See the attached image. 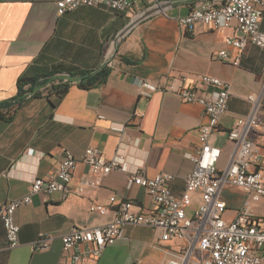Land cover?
I'll return each mask as SVG.
<instances>
[{
    "label": "crops",
    "instance_id": "0c3cea01",
    "mask_svg": "<svg viewBox=\"0 0 264 264\" xmlns=\"http://www.w3.org/2000/svg\"><path fill=\"white\" fill-rule=\"evenodd\" d=\"M200 1L205 0H159L158 5L136 0L128 11L81 5L57 15L56 0H0V102L16 95L19 81L107 70L103 82L91 87L73 84L61 97L25 98L9 109V121L0 120V202L26 194L35 176L52 172L62 148L79 156L94 146L106 158L118 152L125 160V170H111L100 185L82 194H34L31 203L15 211L20 227L15 248L7 247L0 220V264H71V251L63 250L61 236L72 226L102 225L114 215L115 204L100 214L89 210L92 202L108 204L114 195L116 202L130 200L139 211L152 209L143 188L127 185L131 172L148 177L169 172L172 190H183L194 166L190 156L198 145V127L206 117L200 104L156 91L158 82L180 74L189 81L208 74L229 84L227 111L214 140L221 148L219 166L233 150L226 130L250 112L247 96L260 94L257 113L262 127L249 138L264 147V52L248 43L237 65L219 59L221 49L235 54L224 38L243 33L200 23L192 32L185 31L178 19ZM260 30L264 32V12ZM85 169L77 165L71 187L78 185ZM192 196L188 214L198 200L197 194ZM223 197L232 217L244 194L228 188ZM39 232L52 236L50 245L32 250ZM183 245L180 240H162L148 226L128 225L95 264H168L181 255Z\"/></svg>",
    "mask_w": 264,
    "mask_h": 264
},
{
    "label": "built area",
    "instance_id": "2783aa9c",
    "mask_svg": "<svg viewBox=\"0 0 264 264\" xmlns=\"http://www.w3.org/2000/svg\"><path fill=\"white\" fill-rule=\"evenodd\" d=\"M133 1L136 0H56L55 12L61 15L81 5L128 11ZM153 2L159 4V0ZM263 12L264 0H205L198 2L178 21L187 32H192L196 23L213 30L231 28L242 32L241 36L224 38L225 44L235 50L234 55L225 49L217 52L219 59L237 65L248 43L264 52V32L260 30ZM66 81L70 85L78 82L64 75L39 90L46 92L52 83ZM154 89L173 92L181 100L203 107L206 121L198 127V145L195 154L190 156L194 166L185 177L184 188L178 194L172 190L173 174L169 172H158L151 177L137 170L129 173L127 185L143 188L153 208L139 211L130 200L116 202L114 195L109 197L108 204L92 202L89 210L100 214H105L110 205L115 204L114 215L102 225L72 226L61 236L63 250L71 251L70 263L95 264L101 251L113 244L126 226L145 225L158 232L162 240L184 243L181 255L169 260L168 264H264V213L258 210L264 200V147L249 138L252 131L262 127L257 113L260 94L247 96L250 112L237 118L226 130L233 150L227 162L219 166L221 148L214 140L220 118L227 111L229 84L208 74H200L191 81L180 74L166 82H158ZM79 163L86 169L78 185L71 187ZM113 169L125 170L124 156L118 152L106 158L99 148L89 146L75 156L69 149L62 148L61 158L52 172L35 176L26 194L0 202V220L7 247L19 245L20 227L14 214L21 205L31 203L34 194L50 195L54 191H62L65 195L82 194L85 188L100 185ZM228 188L239 189L244 194L242 205L232 217L227 215L228 205L223 197ZM193 194H197L198 200L188 214ZM51 238L50 234L39 232L31 249H47Z\"/></svg>",
    "mask_w": 264,
    "mask_h": 264
},
{
    "label": "trees",
    "instance_id": "16d2710c",
    "mask_svg": "<svg viewBox=\"0 0 264 264\" xmlns=\"http://www.w3.org/2000/svg\"><path fill=\"white\" fill-rule=\"evenodd\" d=\"M107 74V70L101 68L96 71H82L78 73L67 74L69 79H76L77 85L82 88H88L93 85L99 84L103 82L105 76ZM64 75L60 77H55V73L49 75H42L36 78H31L24 81H19L17 83V93L10 99L3 100L0 102V120L9 121L11 119V114H9V109L13 106H18L25 98L36 97V96H46L50 97V95H55L56 97H61L68 87L70 86L69 82H62L59 84L52 83L49 87H47L46 92H42L39 90L40 87L45 86L49 82H52L54 79L63 78ZM27 85V86H26ZM31 94L30 96H28Z\"/></svg>",
    "mask_w": 264,
    "mask_h": 264
},
{
    "label": "rangeland",
    "instance_id": "374dc122",
    "mask_svg": "<svg viewBox=\"0 0 264 264\" xmlns=\"http://www.w3.org/2000/svg\"><path fill=\"white\" fill-rule=\"evenodd\" d=\"M263 206H261L258 210L261 212V213H264V200H263ZM229 209H226V212H228Z\"/></svg>",
    "mask_w": 264,
    "mask_h": 264
},
{
    "label": "water",
    "instance_id": "95a60500",
    "mask_svg": "<svg viewBox=\"0 0 264 264\" xmlns=\"http://www.w3.org/2000/svg\"><path fill=\"white\" fill-rule=\"evenodd\" d=\"M107 59H108V58H107V57H105V59H104V61H103L102 65H101V67H102V66H103V65H104V64L107 62ZM101 67H100V68H101Z\"/></svg>",
    "mask_w": 264,
    "mask_h": 264
}]
</instances>
